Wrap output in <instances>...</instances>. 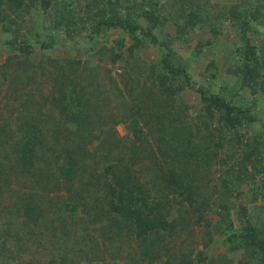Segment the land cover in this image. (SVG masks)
Wrapping results in <instances>:
<instances>
[{
  "label": "trees",
  "instance_id": "trees-1",
  "mask_svg": "<svg viewBox=\"0 0 264 264\" xmlns=\"http://www.w3.org/2000/svg\"><path fill=\"white\" fill-rule=\"evenodd\" d=\"M219 19L234 28L237 39L230 51L238 58L232 68L236 95L246 89L251 97L257 96L264 91V0L232 4L209 0H0V47L8 54L0 69L5 72L8 68V79L15 86L11 91L19 105L15 127L26 116L19 132L16 128L6 131L4 123L0 124V152L4 144L10 145L12 159L4 157L6 169L14 175L16 169L15 182L21 184L18 190L9 188V198L0 186V264H111L108 259L122 264H204L201 251L192 254L191 249L176 251L167 245L175 225L185 218L181 213L170 219L167 216L171 209L185 210L187 205L196 220L204 218L207 205L199 201L196 188L210 182L212 174L211 195L217 199L211 201L219 222L230 231L229 216L233 214L242 225L231 234L246 233L258 246L256 251L264 254V224L243 226L248 208L236 202L241 195L248 202L264 199V119L250 111L252 98L241 97L243 107L230 106L221 95L207 92L206 77L205 84L191 80L188 66L210 41H197L185 58L177 56L172 47L174 43L184 46L189 42L187 34L202 26L216 34L220 21H213ZM167 20L173 25L172 32L165 28ZM257 24L263 29L256 28ZM253 35H261L262 43L254 44ZM60 45L72 47L65 48L64 64L47 74L44 67L52 60L45 52ZM81 46L84 62L76 54ZM148 48L163 53L159 59L166 72L156 74L151 68L145 79L137 80V52ZM34 51L38 53L35 63L30 60ZM107 62L118 63L119 79L129 99L114 98L117 85L113 78L105 84L101 80L109 76ZM206 67H214L213 61ZM90 72L97 77L89 80ZM50 78L54 89L45 94L40 86ZM101 82L97 90L100 94L108 89L109 98L99 101L84 95L78 102V87L84 86V90ZM33 83L40 90L38 97L20 91ZM60 86L67 91L66 101L59 99ZM183 86L192 89L203 106L198 126L186 125L175 110V92ZM46 99L52 102L50 110L42 104ZM113 100L121 114L119 120L109 111L103 114ZM138 121L160 144L161 154V147H167L168 159L158 162L151 150L149 157L161 168L159 176L165 187L172 194L177 188L183 196L173 201L175 208L170 195H160L158 186L153 192L141 187L137 170L128 167L122 155L102 167L94 161L99 158L97 153L106 154V143L121 146L119 150L128 156L134 154L131 140L108 143L107 135L112 134V124L121 122L131 128L134 140L142 141ZM247 122L253 123L256 132ZM238 125L247 126L243 133ZM221 149L224 152L219 156ZM2 158L0 174H8ZM226 158L234 160L228 163ZM36 187L45 194L61 192L63 196L57 199L52 194L48 205ZM205 225H209L207 220ZM97 234L101 238H95Z\"/></svg>",
  "mask_w": 264,
  "mask_h": 264
},
{
  "label": "rangeland",
  "instance_id": "rangeland-1",
  "mask_svg": "<svg viewBox=\"0 0 264 264\" xmlns=\"http://www.w3.org/2000/svg\"><path fill=\"white\" fill-rule=\"evenodd\" d=\"M209 1H216L219 2H228L229 4L235 3L239 0H209ZM219 20L213 21L214 23ZM88 25V24H86ZM203 28L197 30V32L188 33V40L189 42L186 43L184 46L178 45V43H174L172 47L176 49L177 56L181 58H185L187 53L190 52V50L193 48L195 43L197 41H204L208 40L210 41V44H207L204 46L202 51L199 53L197 57L193 59V61L188 66V75L191 77V80L195 83L203 82V84L206 85L207 92L210 93H216L218 95H221L222 98L225 99V101L230 104V106H238L240 107L242 104L241 97H245V99H253L251 106V112L257 117L264 119V91H261L257 96L254 95V97H251L249 95V92L246 89L241 90L240 95H236V91L234 90L237 86V82L235 81V78L232 74V68L233 65H236L238 58L236 55H230V51L233 47V43H236L237 39L234 34V28L230 27L226 21H220V23L217 26L218 32L216 34L212 35V33L207 32L209 29L207 26H202ZM165 28L172 32L173 25L170 21H166ZM207 28V29H206ZM256 28L263 29L261 25H256ZM114 35H110L107 37V40H110ZM250 37V36H249ZM263 37L261 35H253L251 41L254 44H260L262 43L261 40ZM264 44V43H263ZM68 47H72L71 45ZM67 46L60 45L53 51H46L45 55H47L50 60H52L51 63H49L47 66L45 65L44 70L45 73L52 75L54 73V70H56V66L59 64H64V60L67 59V55L65 52V48L68 49ZM36 48V47H35ZM83 46L77 48L76 54L77 56L81 57V61H85L84 57L82 56V50ZM162 52H160L156 48H148V49H140L137 52L138 59L140 61L138 62V67L134 70L138 72L139 79H145L144 77L147 76L150 69H154L153 71L157 73H164L166 72L164 68L162 67L160 63L159 57L162 56ZM7 53L2 50L0 47V65L7 57ZM38 57L37 51H34L31 56L30 60L35 63L36 59ZM56 61V62H55ZM209 61H213L214 67H206V64ZM86 66V63H85ZM85 66L82 67V70H85ZM109 68V76H104L103 79H101L104 84L108 79L113 78V81L115 80V84L117 85V88H115L114 98L117 99L120 96L123 98L129 99L128 97V90L125 89V86L121 85V81L119 79V73L121 72V69L117 63L111 64L107 62L105 64ZM8 69V68H7ZM6 71L3 73L0 69V124L4 123V128H6V131L13 130L16 128L18 131V126L21 124L22 121H25L26 116H24L21 120L18 121V124L15 127V124L17 121H15L14 116L18 114L16 111V108H19L18 101L14 100L13 95H11V91L15 87L13 85V80L10 81L8 78V73L10 71ZM129 71L132 73L133 70L129 69ZM97 73L90 72L88 79L91 80L96 76ZM55 76V75H54ZM52 77V76H51ZM111 77V78H109ZM204 77H206L205 80ZM20 77H18L19 79ZM60 78V77H59ZM62 80V79H61ZM205 80V83H204ZM52 83L53 80L50 78L49 82L44 83L40 86L41 90L45 94L52 93ZM20 84L19 86H21ZM103 83H96V87L92 88V84L88 86L87 89H84V86H80L81 88H77V94L76 98H78V102L82 101L84 99V95H87L88 97H91V100L93 98H96V100L103 101L106 98L110 97V92L108 89H106V92L99 94V88H101ZM22 89L20 91H23L24 93H31V98L33 95L38 97L40 90L39 88H35L34 83L33 84H26L25 87H21ZM59 99L62 97L63 100H65V94L64 92H67L66 89H64V86L59 87ZM86 90V92H85ZM38 91V92H37ZM86 93V94H85ZM61 94V96H60ZM71 96V93L68 94ZM55 96V95H54ZM58 99V100H59ZM49 99H46L42 104L45 107H49V110L52 106V102L48 101ZM66 101V100H65ZM55 102V101H54ZM174 104H176L175 110L179 114V118L184 120V123L186 125H192V126H198L200 125L199 120L202 119L201 116V109L203 108L201 102L199 101L198 95L192 91V89L183 86L181 89L177 90L175 92V100ZM32 105V103H31ZM116 103L113 101H110L108 104V109H106L103 114H106L108 111L114 115L113 119H120L121 114L118 110L114 108ZM55 106V104H54ZM243 107V106H241ZM51 112H53L51 110ZM252 114V115H253ZM111 118V117H110ZM49 119V118H48ZM27 120H30V115H27ZM247 126H249L252 130H255L256 128L254 126H251L253 123L247 122ZM111 125V124H110ZM137 125L140 127V132L142 134V141L134 140L135 136L132 133L131 128H126L125 124L121 122H116L112 124L110 127L113 130L112 134H108L107 141L110 143L111 141L114 142L115 140L118 143H124L128 140H131V149L134 150L133 153H128L129 156H132V159L134 162H132V159L125 153L119 150V148H122L121 146L116 147H110L106 143V154L104 152L97 153L99 158L94 159V161H97L99 165L102 167L104 163L108 162H116L117 156L122 155L124 157V162L128 167L134 166V168L137 170V173L139 175L138 182L140 183L141 187H146L150 192H153L152 189L156 188L158 186V191L161 194L168 193L170 196V199L172 200L171 204L173 208H175V205L173 204L175 200L178 199V197H183L182 195L177 193V188H175L176 192L171 193L165 185L161 182L159 174V169L157 165L154 164V158L149 157V150H151L157 157L158 162L163 161L165 159L169 158V153L165 154V150L167 147L162 146V154L161 151L158 149L160 144H156L153 140V136L151 137L145 130V127L142 126V124L138 121ZM247 126H244L243 128L238 125V129H245ZM255 128V129H254ZM21 128H19L20 130ZM4 130V129H3ZM48 130H45V134L49 135L50 130L48 133L46 132ZM65 134V133H64ZM106 136V137H107ZM61 140L64 139V137L60 138ZM217 138L213 137L212 141H216ZM224 140V139H223ZM149 143V146H145L146 143ZM64 144V140L62 141V146ZM211 144V143H210ZM3 147H1L0 156L3 158L4 162V171H6L8 174H0L1 180H0V186L2 188V193L7 195L8 198L10 197V189L18 190V188H21V184L19 185L17 182H15V176H16V169H15V175L13 171H7L6 165H8V162L4 160V157L7 155L9 158V151H11L10 145L4 144ZM137 149L135 150V148ZM224 149V148H223ZM223 149L219 152V156H222V153L224 152ZM7 152V153H6ZM133 152V151H132ZM136 155V158L135 156ZM12 159V158H10ZM227 162L230 163L232 160L231 158H226ZM6 164V165H5ZM227 165V164H226ZM226 165L224 167H226ZM18 170V169H17ZM143 170V171H142ZM211 170V169H210ZM212 172V171H211ZM212 174V173H211ZM212 180L210 182H202L199 183L197 189V197L199 201L205 203L207 207L204 210V218H201L200 220H196V215H193L190 210L188 209V206L186 205V209H171V213L167 216V219L176 217L177 214L181 213L184 218L183 223H179L175 225V233L172 235L171 240L167 242V245H171L173 247H176L180 250H186L191 249L193 250L191 253L196 254L197 251L202 252V257L205 260L204 264H264V254H261L257 250V245L255 242H252L250 236L246 235V233L241 234L240 236L232 235L230 231L233 229L238 228V226L242 225L238 220H236L233 216V214H230L229 218L231 220V230H228V225H224L223 222H219L217 216L214 214L213 211L217 210V207L215 206L214 202L217 198H213L211 195V192L213 193V189L211 188V185L215 182V179L213 177V174L211 175ZM41 186V185H39ZM49 187V186H48ZM174 187V185H173ZM10 188V189H9ZM37 191L44 196L42 198L44 201L48 202L49 197L52 194H55L57 199H61L60 196H63V193L57 192V193H43L44 191L40 190L38 187H36ZM157 193V192H156ZM60 195V196H59ZM211 195V197H210ZM214 202H212V201ZM229 200V199H228ZM231 200V198H230ZM233 201V199H232ZM237 203L246 204L247 205V218H243V226L247 224H254L255 226H261L264 224V199H258L254 202H248L247 198L244 195H241L236 199ZM230 203L228 202L227 205ZM49 205V202H48ZM175 219V218H174ZM205 220L208 221V226L205 225ZM198 221V222H197ZM250 222V223H249ZM226 226V228H225ZM95 238H101L100 235H95ZM111 264H122L123 261L120 260H111L108 259ZM161 264V263H158Z\"/></svg>",
  "mask_w": 264,
  "mask_h": 264
}]
</instances>
